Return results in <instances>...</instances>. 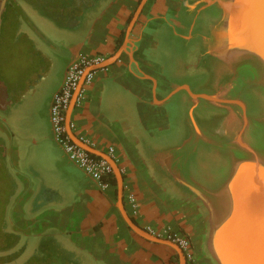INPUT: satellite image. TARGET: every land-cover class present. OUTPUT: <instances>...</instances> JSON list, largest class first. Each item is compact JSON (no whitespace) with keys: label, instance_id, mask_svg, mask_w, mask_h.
Masks as SVG:
<instances>
[{"label":"crops","instance_id":"0c3cea01","mask_svg":"<svg viewBox=\"0 0 264 264\" xmlns=\"http://www.w3.org/2000/svg\"><path fill=\"white\" fill-rule=\"evenodd\" d=\"M139 3L108 0L103 7L83 11L77 31L64 42V74L75 56L113 55ZM183 3L147 2L130 35L129 51L97 70L86 98L72 112L71 127L77 138L109 156L114 148L111 157L123 177V205L140 227L189 235L195 264H213L205 251L206 211L190 189L203 185L196 179L202 168L193 163L196 157L206 160L211 142L195 125L193 112L197 108L203 116L208 103L184 89L170 97L181 85L195 86L200 75L213 72L212 58L206 56V22L195 21L196 8L186 11ZM62 79L51 82L41 105L31 107L28 132L20 120L14 122V136L0 124L9 141L8 162L20 182L8 210L16 229L65 238L99 264H179L172 247L145 239L127 224L118 208L114 170L109 185L102 187L58 143L49 107ZM222 86L216 85L212 94H227ZM131 194L139 205L137 215L132 214Z\"/></svg>","mask_w":264,"mask_h":264},{"label":"flooded vegetation","instance_id":"af4514ba","mask_svg":"<svg viewBox=\"0 0 264 264\" xmlns=\"http://www.w3.org/2000/svg\"><path fill=\"white\" fill-rule=\"evenodd\" d=\"M107 3L108 0H7L0 35V78L6 85L5 91L0 90V124L6 125L11 135L14 136L13 125L16 120H20L23 124L22 130L28 132L31 107L36 103L41 105L46 97L43 91L44 83L46 84L49 73L59 66V58L55 54L52 56L50 51L54 49L53 53L59 52L60 47L64 46V42L69 39V36L77 31L83 11L94 10L105 6ZM206 4L207 1L200 2L199 5ZM39 5L59 12L61 17L58 16L65 21L61 26V29L66 32L64 38L60 37L58 40L54 35L50 36L42 32L41 28L37 26L35 28L36 34L31 33L28 27H32L35 16H44L40 12L41 10L36 9V6ZM219 12L221 15V10L216 4L206 6L202 10L200 22L204 21L206 25L213 23L215 15ZM48 17L50 18L49 14ZM67 19L70 20L69 25L66 24ZM216 22L217 20L213 26ZM7 25L11 29V34L7 37L9 41L7 51L1 55L3 47L1 40ZM211 30L212 28L209 33ZM6 33L8 34V32ZM41 56L44 57L43 60H46L47 57L50 59L48 61L49 67L44 69L42 74L35 76L38 59ZM206 56L221 62L225 66L226 72L219 68V72L213 71L209 74L200 75L198 78H201V81L197 85L191 86V90L201 89L212 94L216 85H223L222 87L229 92L221 95V98L239 100L244 105L235 102L216 103L204 100L208 104H205V114L201 117L196 111L197 108L194 109L193 114L202 121L194 122L195 125L211 138V142L206 145L209 152L206 160L196 157L193 163L197 170L202 168L200 177L196 176V179L205 186L216 187L228 177L233 160L245 151L235 142V138L241 134L245 123L244 114H247L248 118L243 140L255 149H260L259 147L264 143V129L260 123V116L263 111L256 102L257 97H263L264 89L253 87L250 83H243L222 61L208 54ZM219 77L224 79L216 83L220 79ZM231 94L232 96H230ZM51 104L52 102L49 107L50 117ZM203 120L208 122H203ZM214 120L215 124L212 122ZM0 145V201L7 203L5 211H2V215L6 218V221L3 222V228H10L20 236L43 240L47 238L44 235L37 236L33 231L26 233L23 231L24 229H16V224L14 225L8 214L12 202L19 193L20 182L17 181L8 162L9 141L7 135L1 131ZM2 209L3 207H0V212ZM48 239L55 250L65 258L66 264H99L93 256L69 244L65 238L53 235Z\"/></svg>","mask_w":264,"mask_h":264},{"label":"water","instance_id":"95a60500","mask_svg":"<svg viewBox=\"0 0 264 264\" xmlns=\"http://www.w3.org/2000/svg\"><path fill=\"white\" fill-rule=\"evenodd\" d=\"M148 1L140 0L122 46L99 68L115 63L123 52L129 51L130 35ZM6 2L7 0H0V35ZM212 4L220 8L221 16L212 27L206 54L222 61L243 83L264 89V0H208L205 7ZM77 57H73L69 63ZM85 74L67 110L68 133L75 143L104 158L113 167L119 185L118 208L130 228L149 241L172 247L179 256V264H187L185 254L177 243L149 233L128 215L123 205V177L113 158L74 135L71 115ZM63 79L54 95L59 91ZM5 89L6 85L0 78V90ZM182 89L187 90L195 100L202 98L213 102L226 101L218 95L194 93L188 84L172 91L170 97ZM247 118L248 115L244 114L242 132L235 138V142L245 151L233 160L226 180L216 187L201 185V189L190 188L196 202L206 211L208 230L205 251L213 264H264V143L260 149H255L243 140ZM260 120L264 129V111Z\"/></svg>","mask_w":264,"mask_h":264},{"label":"built area","instance_id":"2783aa9c","mask_svg":"<svg viewBox=\"0 0 264 264\" xmlns=\"http://www.w3.org/2000/svg\"><path fill=\"white\" fill-rule=\"evenodd\" d=\"M106 59V55L99 54L95 56L82 55L71 61L66 69L62 85L52 99L50 109L53 132L58 143L63 147L68 157L102 187L109 185L108 177L113 173V167L104 158L94 155L72 140L68 133L66 116L74 93L77 90L83 75L89 70L85 74V79L78 94L76 104L82 103L86 98L85 93L87 87L93 83L96 72L100 69L99 66ZM80 140L88 144L85 139L81 138ZM114 151V148L109 149L110 156L113 157ZM128 198L132 208V214L137 215L139 205L136 197L131 194ZM146 231L155 236L177 243L185 254L187 264L196 263V255L189 235L172 228H167L158 232L157 230L148 227L146 228Z\"/></svg>","mask_w":264,"mask_h":264},{"label":"rangeland","instance_id":"374dc122","mask_svg":"<svg viewBox=\"0 0 264 264\" xmlns=\"http://www.w3.org/2000/svg\"><path fill=\"white\" fill-rule=\"evenodd\" d=\"M206 1H208V0H184L183 7H184V10H186V11H191L190 9L193 10L196 8L195 13H194V15H195L194 19H195V21L196 20L200 21L202 11H201V5H199V4H200V2L204 3ZM36 9L41 10L40 12L42 14H44V16H42V15L35 16V21L33 22L32 27L31 26L28 27L30 29L31 33L33 35L36 34L35 28L37 26V27L41 28L42 32H45V33L49 34L50 36L54 35L55 38L58 40L60 39V37L64 38V36L66 35V32L64 31V29H61V26L65 23V21H64V19H60L61 16H60L59 12L58 11H52L51 9H49L47 7H43V6L41 7L40 5L36 6ZM48 14H49L50 18L48 17ZM215 16L216 17L214 18L213 23L220 18V16H221L220 12L217 13ZM66 22H67L66 24L69 25L70 20L67 19ZM213 23H211V24L207 23V25H206L207 31L208 30L210 31V29L213 27ZM5 30H6L5 34H3V38L1 40L3 43L1 55L3 53H6V51H7V47H8V43H9V41L7 40V37H8V35L11 34V29H10L9 25L5 26ZM6 32H8V34ZM53 51H54V49L52 51H50L52 56H53V54L59 55L58 56L59 57V60H58L59 66L55 67L54 71H51L49 73L50 75L47 76L48 78L46 79V84L44 83L45 88H43V91H44V96H46V97L51 90V85H50L51 82H53V81L56 82V80L58 82L62 79V76L64 74V70H65V66L68 62L67 50L64 48V46L60 47V51L57 53H53ZM211 61L212 62H210V65H209L210 70L219 72V70H217V68H222L226 72V69L224 68L225 66H223V64H221V62H219L217 60H213V59ZM219 78L220 79L217 80L216 83H218L219 81L224 79L223 77H219ZM193 92L194 93H205L201 89L195 90ZM262 95H263V97H257L256 98V102L258 103V106L261 108V110L264 111V93ZM221 99L226 100V101H230L228 103H233L236 101L235 99H226V98H221ZM226 101H224V102H226ZM193 118H194V122L200 121V119H198L195 114H193ZM200 122H202V121H200ZM203 122H208V121L203 120ZM212 122H213V124L216 123L215 120ZM44 237H46V236H44ZM42 241L45 243L51 242V241H49L48 238H45ZM29 244H30V246H35V245H38L40 243H38V241L36 239L32 238L29 240V243L27 245H29ZM49 249H51V248H49Z\"/></svg>","mask_w":264,"mask_h":264},{"label":"trees","instance_id":"16d2710c","mask_svg":"<svg viewBox=\"0 0 264 264\" xmlns=\"http://www.w3.org/2000/svg\"><path fill=\"white\" fill-rule=\"evenodd\" d=\"M43 56L38 59L35 76L42 74L43 70L49 67L50 59L47 57L43 60ZM6 205V202L0 201V207H3L0 212V264H66L65 258L55 250L51 242L45 243L41 239H36L40 244L30 246L27 245L30 237L20 236L10 228H3L6 218L2 211H5Z\"/></svg>","mask_w":264,"mask_h":264}]
</instances>
